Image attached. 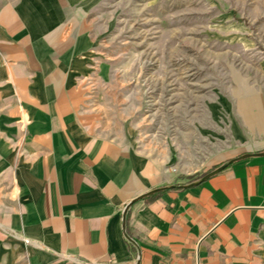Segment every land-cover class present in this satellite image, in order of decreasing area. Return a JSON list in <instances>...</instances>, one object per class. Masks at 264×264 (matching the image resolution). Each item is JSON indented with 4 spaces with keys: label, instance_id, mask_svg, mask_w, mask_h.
<instances>
[{
    "label": "crops",
    "instance_id": "obj_1",
    "mask_svg": "<svg viewBox=\"0 0 264 264\" xmlns=\"http://www.w3.org/2000/svg\"><path fill=\"white\" fill-rule=\"evenodd\" d=\"M79 22L70 0H0V264H264V155L124 219L166 183L91 125Z\"/></svg>",
    "mask_w": 264,
    "mask_h": 264
},
{
    "label": "rangeland",
    "instance_id": "obj_2",
    "mask_svg": "<svg viewBox=\"0 0 264 264\" xmlns=\"http://www.w3.org/2000/svg\"><path fill=\"white\" fill-rule=\"evenodd\" d=\"M70 1L89 38L83 109L136 168L186 185L264 151V0Z\"/></svg>",
    "mask_w": 264,
    "mask_h": 264
},
{
    "label": "water",
    "instance_id": "obj_3",
    "mask_svg": "<svg viewBox=\"0 0 264 264\" xmlns=\"http://www.w3.org/2000/svg\"><path fill=\"white\" fill-rule=\"evenodd\" d=\"M264 155V151L263 152H255V153H246V154H242L234 159H231L229 161H227L226 163L222 164L221 166L217 167L216 169L210 171L209 173H207L206 175H204L201 179H199L198 181L192 182L190 184H186V185H168V186H163V187H158V188H154L152 190H149L148 192H145L141 195H139L138 197H136L135 199H133L131 202H129L125 208V212H124V219L126 217L127 211L130 208V206L136 202L137 200L149 196V195H153L155 193L161 192V191H165L168 189H172L175 187H192V186H197L200 185L201 183H203L205 180H207L208 178H210L211 176L219 173L220 171H222L223 169H225L226 167H228L229 165H231L234 161L236 160H241V159H246L248 157H252V156H262ZM131 241L132 239L129 238Z\"/></svg>",
    "mask_w": 264,
    "mask_h": 264
},
{
    "label": "built area",
    "instance_id": "obj_4",
    "mask_svg": "<svg viewBox=\"0 0 264 264\" xmlns=\"http://www.w3.org/2000/svg\"><path fill=\"white\" fill-rule=\"evenodd\" d=\"M26 241H28V240H26Z\"/></svg>",
    "mask_w": 264,
    "mask_h": 264
}]
</instances>
